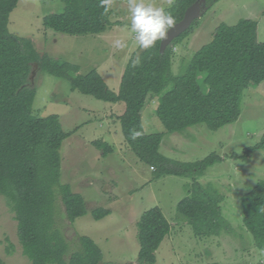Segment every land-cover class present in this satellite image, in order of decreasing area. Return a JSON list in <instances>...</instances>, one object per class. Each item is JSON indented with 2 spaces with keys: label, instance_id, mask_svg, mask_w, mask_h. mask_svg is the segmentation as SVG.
<instances>
[{
  "label": "trees",
  "instance_id": "obj_1",
  "mask_svg": "<svg viewBox=\"0 0 264 264\" xmlns=\"http://www.w3.org/2000/svg\"><path fill=\"white\" fill-rule=\"evenodd\" d=\"M20 0H0V196L6 197L18 222V237L24 255L32 264H101L103 254L89 237H80L81 249L68 259V243L56 227L54 189L59 186L67 217L71 223L88 214L84 198L74 194L69 185L60 184V150L70 133L63 130L60 117L37 118L32 114L37 90L33 77L37 71L70 82L72 90L97 100L125 105L119 117L125 144L136 157L154 169L158 177H192L188 196L179 204L196 237L221 236L231 231L223 216L224 196L212 184L197 181L222 157L213 154L195 163L174 162L160 152L165 134L183 133L204 126L209 131L237 122L242 113L244 93L250 84L264 82V43L259 40V21L241 19L234 25H221L210 43L202 47L183 71L174 75L175 48L189 37L192 27L161 53V42L149 49L135 51L124 71L118 93L110 90L102 76L93 71L80 75L79 68L61 63L40 53L30 38L9 30L10 15ZM197 0H177L166 11L174 25L182 21L187 9ZM220 0H206L209 8ZM64 10L47 15V29L71 36L100 35L115 26L113 8L105 13L100 0H61ZM204 15V13H203ZM139 55L142 63L131 67ZM75 73L76 76H72ZM171 85L170 89L163 93ZM161 96V97H160ZM160 97L155 110L162 132L144 129L142 112L152 98ZM135 134V138H133ZM106 154L114 152L106 143L96 142ZM264 149L263 137L241 156L249 158ZM244 226L252 234L255 247L264 254V181L244 195ZM96 221L110 215L104 208L92 212ZM139 264H156L157 251L171 232V224L161 208L145 212L138 223ZM264 256V255H263ZM0 264L4 260L0 257Z\"/></svg>",
  "mask_w": 264,
  "mask_h": 264
},
{
  "label": "rangeland",
  "instance_id": "obj_2",
  "mask_svg": "<svg viewBox=\"0 0 264 264\" xmlns=\"http://www.w3.org/2000/svg\"><path fill=\"white\" fill-rule=\"evenodd\" d=\"M176 1L153 0L165 10ZM112 8L115 26L105 33L71 36L44 26L47 15L64 10L61 0H20L10 15L9 30L32 39L40 53L78 67L80 75L97 71L110 90L118 93L126 66L139 48L129 27L128 0H113ZM245 18L259 21V40L264 43V0H220L205 8L194 32L175 48L174 75L212 41L221 25H234ZM116 39L124 40L127 47H113ZM33 81L37 94L32 114L37 118L57 115L63 130L70 133L60 150V184L69 185L74 194L81 195L88 209L86 216L71 223L59 186L54 189L56 227L68 243V259L81 249L79 238L89 237L102 251L101 264H139L138 223L145 212L159 207L171 224V232L157 251L156 264H264V254L244 226L242 204L244 195L264 181V149L255 150L249 158L232 157L243 155L263 137L264 82L252 83L245 91L237 122L218 131L196 126L183 133H167L162 140L160 152L174 162H200L213 154L222 157L197 181L206 188L212 184L224 196L223 216L232 229L221 236L200 238L179 212V204L189 195L192 177H158L160 168L154 169L136 157L122 133L119 117L126 109L123 103L111 104L83 95L73 91L68 80L39 71ZM160 97L150 99L142 112L148 133L165 131L155 112ZM96 142L108 144L114 152L106 154L104 148L93 145ZM99 208L109 210L110 215L96 221L92 212ZM0 257L4 264H32L24 255L15 213L3 196Z\"/></svg>",
  "mask_w": 264,
  "mask_h": 264
},
{
  "label": "clouds",
  "instance_id": "obj_3",
  "mask_svg": "<svg viewBox=\"0 0 264 264\" xmlns=\"http://www.w3.org/2000/svg\"><path fill=\"white\" fill-rule=\"evenodd\" d=\"M100 7L107 13L113 7V0H100ZM128 16L131 32L138 48L142 50L152 48L157 41L165 40L175 23L173 16L153 0H128ZM113 47L122 50L127 44L122 39H116ZM130 63L131 67L136 68L142 63V58L137 55Z\"/></svg>",
  "mask_w": 264,
  "mask_h": 264
},
{
  "label": "water",
  "instance_id": "obj_4",
  "mask_svg": "<svg viewBox=\"0 0 264 264\" xmlns=\"http://www.w3.org/2000/svg\"><path fill=\"white\" fill-rule=\"evenodd\" d=\"M205 2L206 0H197L187 9L183 20L175 24L168 32L167 38L161 42L162 54L165 53L166 49L173 43L174 40L187 32L192 25L202 17L205 9Z\"/></svg>",
  "mask_w": 264,
  "mask_h": 264
}]
</instances>
